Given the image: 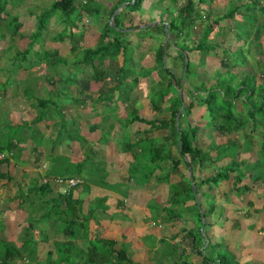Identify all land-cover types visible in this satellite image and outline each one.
<instances>
[{"label":"trees","instance_id":"obj_1","mask_svg":"<svg viewBox=\"0 0 264 264\" xmlns=\"http://www.w3.org/2000/svg\"><path fill=\"white\" fill-rule=\"evenodd\" d=\"M143 1L145 0H109L107 3L110 5L106 7L103 3L104 0H53L47 10L36 16L35 30L32 33L22 34L18 17H11L10 11H13L8 8V0H0V41L4 40L2 34L4 36L6 34L9 35L11 45L15 44L14 40L12 41L15 38H22L28 41L25 49L16 51L17 58L15 62L19 63L31 55L34 44L42 39L49 21L56 17L64 22L67 28L53 38L55 39L54 42L69 40L70 52L73 58L61 56L57 50H41L39 62L44 64L46 72L51 74L50 72H53L54 68L57 71L58 68L61 69L62 67L72 68L74 71L85 68L83 69L84 71L79 70V73L81 71V73L87 74L95 82H104L110 76L109 65H111L112 69L115 70L116 76L109 91L111 94L117 93L116 99L124 103L126 101L127 103L129 102L130 93L138 86L140 78H146L153 71H157V76L160 80L157 83L149 80L151 84L149 92L150 103L155 113H161L163 111L162 104L167 102L168 120L166 122L148 120L140 117L137 111H133L132 114L125 118L127 121L126 125L129 126L135 122L147 125L150 129L146 133V137L161 129L168 130V145L177 151V157L173 160L169 153L165 154L164 160L169 159L170 165L167 178L172 173L180 176L182 163L184 158L187 157V163L184 162V166L191 168L192 172L194 169H210V176L198 178L201 186H206L208 191H212L224 182L231 183L233 189H240L243 175L239 168L243 162V154L256 153V161L254 163H259V167L264 166V60L261 57H257L255 63L253 62L254 59L251 60L253 63L249 62L244 54L243 46L233 49L231 40L234 37L240 39L243 33L247 37L254 34L256 40L261 37V28L264 22V4L262 0H254L252 3L250 2L251 0H246L247 5H241L245 9L244 14L247 17V22H249L248 26L246 25L248 30H242L244 24L234 26V28L236 27L235 31L232 30L233 26L227 25L225 26V36L222 43H211L209 40L221 22L233 20L234 15L237 13L235 8L228 11L224 16L212 21L211 17L205 15L203 9H201L204 0H186L182 4L179 3L180 5L176 12L171 11L172 8L168 7L170 16L164 22L167 24L170 37L174 36V46L176 48L180 46V51L177 50L179 51L182 66H185L184 56H186L188 61L185 66L186 72H189L191 65L189 57L186 55L187 53L195 51L199 56L205 57L211 51L219 50L221 52L219 64L222 72H216V83L210 88H205V82L199 75V79L188 81V91L193 89L192 91L196 93L201 94L203 92V95H193V101L183 107V111L179 116V109L183 104L181 96V83L183 80L176 76L174 66L173 69H169L163 64V57L169 47L170 40L167 39L169 42L164 43L165 45L161 41V45L156 52L157 64L155 69L149 70L141 67L139 71H136L135 67L132 66L133 58H127L126 46H129L130 43L123 37L114 36L119 29H122L123 11L126 14L129 13L128 17L133 19L130 14L139 11ZM180 1L173 0V3L177 4ZM123 5L124 9L114 17V25L112 27L110 25L111 16ZM60 13L64 18L61 17ZM94 15L97 17V27L100 28L99 33L95 31L98 35V41L93 46H83V37L86 33L85 27H88V20L85 19ZM8 17L11 20L5 22ZM200 22L204 23L205 27L199 39L195 41V47H191L187 44L188 39L192 37L196 24ZM8 23L9 29H2L1 24L6 27ZM162 23L160 22L156 29L159 35H163V38H165V25ZM69 27H71V33L66 35L65 31ZM80 28L81 30L74 31ZM57 38L60 39L57 40ZM186 38L188 39L184 43L180 45L176 43ZM260 53L264 54V50L260 51ZM119 56L123 58L121 66L116 65ZM68 64L69 66H67ZM199 64H204L203 58L199 60ZM20 67L21 64H19ZM236 69L238 71H235ZM50 78L53 79V77ZM60 79L65 82L62 78ZM76 79L77 76L73 72L65 80L75 83ZM197 81H201V90H197L192 86ZM76 100L78 101V99ZM50 101L52 102V100ZM50 101L43 102L49 104ZM195 106L205 109L206 120L202 118V120L193 125L189 123V129L181 128L179 124L177 126L176 119L179 121L185 111L187 116L190 117ZM39 118L41 117L38 116L35 121L38 122ZM200 131H206L210 139L209 144H203L204 147L197 143V136ZM216 133L220 136H228V139L224 143L218 144L214 141L213 136ZM233 134L243 136V141L240 142L238 136L236 138L232 137ZM11 149L8 146L7 151L11 152ZM160 149V147H156L155 157L151 156L149 161L143 162L140 159L141 157L136 158L134 156L135 160H139L138 163H145V168H142L141 171H144L143 174L144 176L146 175V180L147 177L152 176L157 168L163 169L160 164L164 162L156 159V154L161 153L159 152ZM4 153L8 152H4L2 147H0V155ZM225 159H228V161H225ZM1 164H10L8 154H4V158L0 159ZM0 176L4 177L5 175L3 176L0 173ZM130 178L132 179V175H130ZM191 178L193 180V176ZM189 181L187 177H182L177 184L171 186L173 194L168 205L157 212L156 215L160 225L180 221L181 217L173 213L169 206L179 204L180 190L185 191V187L188 188V195L183 204L185 205L190 201L193 202L190 206L191 209L198 211L195 212L200 223L202 219L206 221L207 215L213 214L214 205L205 208L206 213L204 211L203 214L200 213V209L195 203V194L190 184L191 182ZM194 185L197 187L196 184ZM49 193H51L50 184L48 182L41 183L38 179L33 181L28 191L21 192L20 199L22 204H29L31 208L29 214L32 213L31 218L35 217V219L29 223L27 232L25 230L22 234V242H20L21 245L19 247L12 242H4L0 245V264H10L11 262L35 264L38 262V245L41 239L33 238L31 235L39 223L47 224L49 222L57 224V238L52 241L53 249L48 250L43 264H135L126 244H120L117 241L95 235L89 228L88 222L99 223L96 216L99 213L98 211L107 210L104 206L105 198H96L93 201V205L85 213L83 201L75 199L73 189L62 195L63 197L60 196V199L63 198L65 200L62 201V204L57 199H48ZM31 228L32 232L28 235ZM196 229L199 231L200 228L196 227ZM84 231L89 233L87 239H84ZM186 235L192 239V254H196L204 245V237L200 234H193L191 230ZM47 239H44V241H47ZM203 251V255L199 252L202 260L201 264H236L230 253H227L228 256L221 255L215 245L210 247L209 252ZM181 254H183V251ZM182 263L192 264L187 259Z\"/></svg>","mask_w":264,"mask_h":264},{"label":"crops","instance_id":"obj_2","mask_svg":"<svg viewBox=\"0 0 264 264\" xmlns=\"http://www.w3.org/2000/svg\"><path fill=\"white\" fill-rule=\"evenodd\" d=\"M160 1L161 0H159V2ZM218 1L220 2V0L211 1L213 8H211L210 5H205V1H203L201 5L204 14L209 15L211 19H214L212 15L214 11H220L215 8V3ZM227 4H229V1ZM172 5L176 6L171 9V11L175 12L179 5L173 3L171 5L169 4L168 7L172 8ZM149 6H153L152 1L151 4H148L147 0L143 1L140 10L130 14L133 19L128 17L129 13L126 14V12L123 11L124 16L121 21L122 29H119L118 33L114 34V36H123V38L130 43V47H132L133 43L136 44V55L135 57L133 56L134 61L132 64L136 71H139L141 67L149 70L155 69L157 64L156 52L159 48L157 45L161 43L162 40L156 26H158L160 22H163L162 24L165 25L164 30L166 34L164 38L166 40L163 44L169 42L167 39L170 40L169 47L163 57L164 65L169 69H173L174 65H172V62L171 66H167L165 63L167 60L172 59L173 53H177L179 57V51L174 46V36L170 37L167 30V24L164 22L167 21L170 14L167 11V15H165L164 18H161L160 15H162V11L158 8L157 11H154L149 8ZM120 8V11L123 10L124 5ZM241 9L243 8H240V10ZM120 11H118V13ZM198 24L199 23H197L196 26ZM111 26L113 27V25ZM204 27L205 24L200 30L201 33ZM97 28L99 27H96L93 31H97ZM2 29L6 30V27H2ZM152 32L159 36L160 40H156L157 37L153 40L154 34H152ZM6 36L9 35L7 34ZM8 39L10 40V38ZM184 42L185 39H181L176 43L180 45ZM8 43L9 41L4 44V46L0 47V111H4L3 114H0V119H6L5 117L9 116L10 121L8 127L12 131L10 138L6 139L4 129L1 127L0 130V138L3 137V139H0V147H2L4 152L8 150V146L12 148L11 152L7 151L8 153H4L5 155L8 154L10 157V164L0 165L1 168L5 166L7 169L11 170L2 171L0 169V173L3 174V176L5 175L4 177L0 176V214L4 211L3 208H8L7 212H5L6 217L4 216L3 219L5 220L4 226L6 225L7 229L5 230L4 235L0 236L1 240L12 242L17 238L21 241L20 232L22 230L19 233H15V228L12 227L11 221L17 211L21 212L18 210L22 209L19 208L22 204L20 194L24 189V186L26 184L28 186L29 181L38 179L41 183L48 182L51 187V193L48 194L47 198L57 199V201L62 204V201H65L62 198V195H64L62 191L64 187L55 184L53 180L79 178L82 183L73 189V195L75 199L83 201L85 213L91 205H93V201L96 198L103 197L106 199L104 206L107 210H99V213L96 215L99 223L95 224L94 221L88 222L91 232L102 238L114 240L120 244H126L130 256H133L132 259L136 263H140L139 259L143 255H148L151 257V261L154 262L155 257L153 254H149V252L155 249L159 251V247L163 246V243L161 242L165 241V238L162 236L163 229L158 225L159 220L152 217L149 208L151 205L150 203L161 198L160 210H162L168 205L167 202L169 203L170 200L168 199L166 205H163V196L170 192V187L177 184L180 181V178L187 177L188 179L190 178L191 181V176L194 175L199 179L204 176L208 177L210 176V169H194L192 172L191 168L184 166V162L187 163L186 157L182 163L180 171L181 177L172 173L169 175L168 182L163 183L158 180L159 172L162 170L159 168L154 171L152 176L150 175L147 177L146 180V175L144 176V174H141L140 172L143 165L138 163L139 167L137 173L135 175L131 174L132 164L135 159V154H130L131 149H133L131 146H121L116 149L110 148L111 151H108V160L106 162L98 160V158L93 157V155L103 149V141L108 145H113L114 142H117V139L120 138L118 136L123 138L124 134L129 132V138L133 140L132 142H136L131 143L132 145H136L142 140H148L151 138L152 142L158 143L161 148L159 151L161 152L160 154L169 153L171 159H176L177 151L168 145L169 132L167 129L158 130L154 132L153 135L146 137V133L150 127L141 123V125L145 127L141 128L138 126L140 123L135 122L129 126H121L119 123L111 124L113 128L112 134L108 133L109 130L107 128L103 131L104 124L108 123L104 121H109L106 120L107 117L104 116V112L108 109H112V111L116 113L118 112L119 117L116 118H123L126 116L127 109H130L132 112L137 111L140 117H142V112L150 111L153 115V119L147 118L148 120L166 122L169 117L166 110L168 108V103L164 102L162 104L163 111H161V113L165 114L166 117H154L160 113H155L153 110L149 98L150 91L146 89V94L143 93L144 95L138 99V94L136 93L137 88H135L130 93L128 103L127 101L124 103L117 100V103L111 105V103L107 102V96L110 94L109 89L113 84V79L116 76L115 74V76L110 75L104 82H95L85 73H81V76L77 77L75 83H72L71 81L63 82L56 76L53 77V80L50 78L52 77L51 74H48L44 68V71H39L41 68L39 67V64L43 67L44 64L35 61V59H31V55L23 62H19L20 64L22 62L21 67L18 70V75L14 76L5 70V68L10 65L11 57L15 56V59L17 58V52L11 50L12 47H10L13 44L11 45ZM1 44H3V42ZM95 44H92V46ZM84 45L85 44L83 43V46ZM60 46L61 44L55 47L54 50H57L58 53L63 56L59 51ZM86 46L88 47L90 45ZM33 49L37 51L38 48L34 46ZM14 52H16V55ZM145 53L149 54V59L144 60ZM193 54L198 55L196 52L187 53L186 55L190 60L194 61ZM64 56L73 58L71 52ZM122 59V56H119L116 65L121 66ZM139 59L145 61L140 67L136 62V60ZM197 62L199 61L197 60ZM35 68H37V70H35ZM63 68L65 67H62L61 70ZM72 71L74 72L72 68H70L68 72L64 71V76L67 77L70 73H73ZM113 71L115 72L114 69ZM153 74H157V71H153L150 76L146 78L151 80ZM13 77L18 83L10 86L8 84V79ZM31 79H35V83L32 86H28V84L31 83ZM56 83H58L59 86L54 89ZM29 91H36V95L41 97V99L29 98L27 96ZM191 92L196 93L194 91ZM43 95H46L48 99L44 98ZM190 95L193 96L194 94L190 93ZM88 96H92L93 100H88ZM116 96L117 93H114V102ZM76 99H78V101ZM50 100H52V102ZM43 101L50 102L49 104H46ZM38 103H41L42 105ZM192 112H194V109ZM38 116L41 118L36 122L35 119ZM188 123L190 122L188 121ZM184 125L185 127L182 128L189 129V124L185 122ZM99 127H101V132L99 131ZM23 128L25 131H23ZM32 128H35L34 132H31ZM134 129L136 130L134 131ZM92 134H95L94 137H91ZM44 138L47 139L45 145L42 143V139ZM50 142H53L52 145H47V143ZM96 143H102L99 149H93L91 147ZM197 143H199L198 136ZM200 144L203 146L204 142H201ZM5 147L7 148L6 150H4ZM136 150L141 152L138 148ZM4 154L2 155L4 156ZM113 155H115L114 157L116 160L112 157L109 158V156ZM158 155L156 154V159H158ZM243 156L246 157L242 158L243 162L240 164L239 168L243 175L240 189H233L231 183L224 182L220 184L219 187L214 188V192L208 191L206 186H201V184L198 188L199 191L197 190V197L200 201V206L201 204L205 205L208 201H215V204L220 206L217 213L220 217L214 216L212 219L209 218L208 223V220H204L205 224L209 225L205 234L207 245L205 244L203 247L206 248V246H209V243H221L222 245H225L226 251L230 253L236 264H264V169L259 167V163H254L256 161V153H247L243 154ZM48 158L55 160L54 169H56L59 162L64 160L82 164L83 169L85 164L92 165L93 163L99 162L97 169H95L94 166L90 167L91 169L88 170L89 174H84L81 172L83 169H80V173L84 174L85 177H82V174L75 175L70 173V176H64L61 178L60 176H56L54 173L55 171L49 168V165L46 162V159ZM26 159L28 162H30V160H32V162L40 161L41 165L37 167L39 164H36L34 169L24 168ZM109 160L113 161L109 162ZM160 165L163 168L166 167L168 170L170 169L169 162L167 164L164 162ZM19 168L23 169L21 173L25 179L18 174ZM66 169L69 173L70 169L68 170L67 167L65 170ZM93 171L94 175H92ZM36 172L40 173V177H35ZM130 175H132V179L130 178ZM16 176H19L20 180H18ZM25 181H27L26 184ZM244 181L246 182L244 183ZM205 189L211 197L204 200ZM60 196H62V199H60ZM191 203V201L188 202L189 205ZM223 203L224 205H222ZM215 204L211 203L209 206L214 205L213 207L215 208ZM24 205V208L27 209L26 211L29 213L31 210L29 204ZM201 210L203 211L202 207ZM185 223L192 227L194 224L189 221V218H187ZM211 223H213V225ZM39 224L45 226V232H47V238L49 240L51 239L49 236L50 233L56 236L57 224L55 222ZM39 224L37 225V229ZM219 224H221L220 230L218 228ZM16 227H18V225H16ZM50 228L51 231H49ZM183 236H186V234L183 233L182 235H179L181 238ZM151 239L154 241L150 242L149 240ZM189 239L191 245L190 241L185 243L187 244L185 245L186 247L184 250V253L187 256L186 259L190 262L191 258L195 262L193 264H201L202 260L200 258V253L197 251L196 254H192V239L190 236ZM175 241L180 242L178 241V238H171L170 243H175ZM17 246L19 247V245ZM204 248L202 249L205 250Z\"/></svg>","mask_w":264,"mask_h":264},{"label":"rangeland","instance_id":"obj_3","mask_svg":"<svg viewBox=\"0 0 264 264\" xmlns=\"http://www.w3.org/2000/svg\"><path fill=\"white\" fill-rule=\"evenodd\" d=\"M109 0H104V5L106 7H108L110 4L107 3ZM148 1V4H151V1L153 3V6H149V8H151L152 10L154 11H157V8L160 9V11H162V15H160L161 18H164L165 15H167V11H168V5L170 4H173V0H168V1H164V0H161L159 2V0H147ZM186 0H181L180 2H177V4L179 5V3H184ZM198 1V0H197ZM206 2L205 5H210L211 8L212 7V3L211 1H215V0H204ZM217 1V0H216ZM229 1V4H227V2ZM254 0H251L250 2L252 3ZM53 2V0H13V2H11V0H8V8L10 10H12L13 12L10 11L11 13V17L12 16H17L18 19H19V22L20 24L22 25L21 27V30L20 32L22 31V34H28V33H31L35 30V23H36V16L39 15L41 12H43L44 10H47L50 6V4ZM263 4H264V0H262ZM247 5L246 3V0H220V2H216L215 5L217 9H219L220 11L217 10V12H213V18L216 19L218 17H222L224 16L225 13L228 12V10L230 11L231 9H236V12L240 15H238L237 13L234 15V18L233 20H224L223 22L220 23L219 27L217 28V30H215V32L213 33V36L210 38V42L211 43H222L223 42V37L225 36L224 33H225V26H233L232 27V30L235 31V28L234 26L236 25H239V24H244V28H242V30L244 29L245 31L248 30V28H246V25L248 26V23L247 22V17H245V9L243 7H241V5ZM172 9L176 6L172 5L171 6ZM237 7V8H236ZM240 8H243L240 10ZM150 9V11H151ZM31 10V11H30ZM177 10V8H176ZM222 11V12H221ZM30 12V13H29ZM33 12V13H31ZM176 12V11H175ZM32 16H31V15ZM244 14V16H243ZM61 17L64 18L62 16V14L60 13ZM214 19H211L212 21ZM8 20H11L10 17H8L5 22H7ZM85 20H88V27L86 26L85 27V30H86V33L84 34V37H83V40H84V46L86 45H92V44H95L97 42V38L98 36L96 35V33L92 30V29H95L97 27V17L94 15V16H89L88 19H85ZM208 23V22H207ZM110 24H111V19H110ZM2 27L4 24H1ZM9 23L6 25V29H9L8 26ZM250 25V24H249ZM204 26V23H199L195 30H194V33L192 35V38L188 39L186 38L185 40L187 41L188 39V45H190L191 47H195V44L197 41V39H199L200 37V30L201 28ZM11 28V27H10ZM67 26L64 24V22H62L61 20L57 19L56 17H54L51 21H49V24L47 26V29L46 31H44L43 33V36H42V39L40 41H38V43L34 44V46H36L37 51L35 49H32V53H31V59H35L40 61V52L44 49H47V50H54L55 47H57L58 45L61 44L60 48H59V51L61 52V54L64 56V55H67V54H70V51H69V40H64L62 43H60V41H57V42H54L55 38L59 33H61V31L63 29L66 30ZM70 29L71 27H69L67 29V31H65V34L68 35L70 34ZM81 30L78 29V30H74L75 32ZM100 31V28H97V33H99ZM255 31V30H254ZM261 37L256 40L255 39V36L254 34H251L250 37H247L245 33H243V38L241 37L240 39L239 38H236L234 37L233 40H231V45L233 47V49H237L238 47L240 46H243V51H244V54L246 56V58L249 60V62H251L252 59H254V63L256 62L255 59H257V57H261L263 60H264V54H261L260 51L264 50V25L263 27L261 28ZM152 34H154V37H153V40L159 39V36H157L154 32H152ZM7 35V34H6ZM3 36V39L4 40H1L0 43L3 42V44H0L1 46H4V44H6L8 41L10 43V40L8 39L9 36H4V34H2ZM123 37V36H122ZM247 37V39H245ZM162 38V43L165 41V39L163 38V35L161 36ZM60 38H57V40H59ZM14 40L15 44L10 46L12 47L11 50H14V51H19V50H23L26 48L27 46V43L28 41L27 40H24L22 38H15V39H12V41ZM160 40V39H159ZM8 43V44H9ZM0 46V47H1ZM160 46V43L157 45V47ZM177 49L180 51V46L177 47ZM126 51H127V58L129 59H132L133 56L135 57L136 55V44L133 43L132 47H130V45L126 46ZM195 52V51H193ZM15 55H16V52H14ZM179 54V53H178ZM193 60H190L191 61V65H190V70L189 72H186L185 71V66L187 64V59H186V56H184L185 58V66H182L181 64V59L178 57L177 53H173L172 54V59L171 60H167L165 63L167 66H171V62L173 63L172 65H174V72H176V76L178 78H180L182 81L181 83V92H182V98H183V101H184V105L185 107L191 102L193 101V96L190 95L191 94H194L196 96L198 95H203L201 92L200 93H193L191 92L193 89H190L191 91L188 92V86H189V83L188 81L190 82L191 79H199L198 78V75L201 76V79L205 82V85L204 87L205 88H210V86H213L215 83H216V72L220 71L222 72V70L220 69V64H219V58L221 57V52L219 50H215L214 52L211 51L209 52V54H207L205 57H201V55H195L193 54ZM263 56V57H262ZM66 57V56H64ZM190 57H191V54H190ZM201 58H203L204 60V64H199V62H197V60L199 61ZM146 59H149V54L148 53H145V58L144 60ZM180 59V60H179ZM24 61V59L22 60V62ZM21 62V64H22ZM73 62V61H71ZM138 66H142L145 61H143L142 59H139V60H136ZM251 62V63H253ZM68 63V61H67ZM19 64L18 62H15V56H12L11 57V61H10V65L7 66L5 68V70L9 73H11L12 75H18V69H19ZM151 64V63H150ZM148 64V65H150ZM163 64H164V60H163ZM146 65V66H148ZM69 66V64L67 65ZM39 67L40 70L39 71H44V67L42 65L39 64ZM44 68V69H43ZM83 69L85 68H81V69H77L75 72V75L78 77V76H81V71H84ZM35 70H37V68H35ZM46 70V69H45ZM70 70V68H63L62 70L60 68H58V70L56 71V69L54 68L53 69V72L51 71V76L54 77H59V78H62L64 81H66V76H64V71L68 72ZM79 70L80 73H79ZM109 70H110V75H113L115 76V72L113 71L112 69V66L109 65ZM240 70V69H239ZM63 71V73H62ZM235 71H238V69H236ZM38 75V74H37ZM142 75V74H140ZM139 76V75H138ZM143 76H144V73H143ZM151 80H153L155 83H157L160 78L157 76V74H153L151 76ZM18 81L15 80V78H10L8 79V84L10 86L14 85V84H17ZM35 83V79H31V83L28 84V86H32L33 84ZM195 84H192L193 87H195L197 90H201L202 87L200 86L201 84V81H197V82H194ZM59 86L58 83L55 84V88H57ZM150 82H149V79L148 78H140L139 79V83H138V86L136 87V93L138 94V99H140L141 96H143L144 94H146V89L150 91ZM109 92V91H107ZM36 91H29L27 93V96L29 98H38V99H41V97L37 96L36 95ZM144 93V94H143ZM43 94H46V93H43ZM153 94V93H151ZM114 94H109L107 96V102L108 103H111V105L117 103V99H115V102H114V97H113ZM44 98L48 99V97L46 95H43ZM88 100L92 99V96H88L87 97ZM93 100V99H92ZM120 102V101H119ZM139 103V102H138ZM141 105V104H140ZM108 106V105H107ZM182 106V105H181ZM141 107V106H140ZM139 108V107H137ZM181 109V108H180ZM194 109V112H192L193 114L188 118L187 116V113L186 111L183 112V116L182 118L178 121L176 119V125L178 126V124L180 125V127H185L184 123L186 122L187 124L188 121L190 123H192V125L200 120L205 119L206 117V112H205V109L204 108H199L197 106L193 107ZM192 109V111H193ZM4 111H0V114H3ZM129 114H132V111L130 109H127V115L124 116L123 118H116V117H119L118 115V112H113L112 109H108L104 112V116L107 117L106 120H109V121H104V122H108L107 124H104V129L103 131L106 130V128L109 130L108 133L109 134H112L113 133V128H112V125L111 124H116V123H119L121 126H125L126 125V120L125 118L129 115ZM142 117L143 118H149V119H153V115L151 114L150 111H144L141 113ZM160 117V118H165L166 115L165 114H158L154 117ZM164 116V117H163ZM6 119H0V130H1V127L4 129L5 131V138L6 139H9L10 138V135L12 134V131L11 129L8 127V123L10 121V118L9 116L5 117ZM184 118V119H183ZM187 118H188V121H187ZM186 119V120H185ZM206 120V119H205ZM37 124V123H36ZM139 127L141 128H145L143 125L139 124L138 125ZM101 127H99V131L101 132L102 130H100ZM136 129H134L135 131ZM23 131H25V129L23 128ZM35 131V128H32L31 129V132H34ZM95 134H92L91 137H94ZM157 135V134H156ZM214 136V141L218 144H221V143H224L227 139H228V136H220L218 135L217 133L213 135ZM238 136V140L240 142L243 141V136L241 135H234L232 137H235ZM120 138L117 139V142L115 141L114 144H110L108 145L105 141H103L104 143V147L102 150H99V152H96L93 157L95 158H98V160H103V161H107L108 160V153L111 151L110 148L112 149H116L117 147H126V146H131L133 149H131V153L130 154H135V157H141L140 159L144 161H149L150 160V157L153 156L155 157V149L156 147H159L158 143L156 142H152V139L149 138L147 141L146 140H142L140 141L139 143H137L136 145H132L131 143H136V142H132L133 140L131 138H129V132L125 133L123 138L121 136H118ZM79 138V137H77ZM0 139H3L0 138ZM46 138L42 139V143L45 145V142H46ZM198 142L199 143H203L204 142V145L209 144L210 143V139H209V136L207 134L206 131H200L199 134H198ZM53 142H50V143H47V145H52ZM102 145V143H96L94 144L93 146H91L93 149H99L100 146ZM135 146V147H134ZM255 146L257 147V145L255 144ZM140 149L141 152L137 151L136 149ZM7 148L5 147L4 150H6ZM108 149V150H107ZM109 151V152H108ZM7 152V151H6ZM158 155V154H157ZM90 156V155H88ZM115 155L113 156H109V158H113L114 160H116V158L114 157ZM243 157H246V156H242ZM19 158V157H18ZM165 158V154H160L158 155V161H163L165 162V164H167L169 162V159H166L164 160ZM234 158V157H232ZM0 159H1V155H0ZM39 161V160H37ZM54 159L52 158H48L46 159V162L48 163L49 165V168L51 170H54L56 176H61V177H64V176H70V173L71 174H78V175H81L82 173H80V169H83V165L82 164H77V162H70L69 160H64V161H61L59 162V164L57 165L56 169H54ZM113 160H109V162H111ZM225 161H228V159H225ZM99 162V161H98ZM98 162L97 163H93L92 165L90 164H85L84 166V169L81 170V172H83L84 174H89L88 170L91 169L90 167L91 166H94L95 169H97L98 167ZM138 162L139 160L138 159H134V162L132 164V168L133 170H131V174L135 175L136 171L138 170ZM139 163L140 165L142 164L143 167L145 168V163ZM21 163V162H20ZM158 163V162H157ZM36 164H39L37 165L40 166L41 165V162H32V160H30V162H28V160L26 159V162H25V166L24 168H33L35 167ZM221 164H223V162H221ZM68 168L69 170V173L67 172V169L65 170V168ZM141 167V168H143ZM260 168H263L264 169V166L263 167H260ZM0 169L2 171H11L10 169H7L5 166L3 168L0 167ZM13 170V168H12ZM23 169L22 168H19L18 169V174L20 176L23 177L21 171ZM141 174L144 172H142L140 170ZM169 172L168 168H163L160 172H159V181H162L163 183H167L168 182V178H167V173ZM13 173V172H12ZM36 176L35 177H40V173L39 172H36L35 173ZM57 174H60V175H57ZM82 174L81 176L82 177H85V175ZM252 174V173H251ZM92 175H94V171L92 172ZM249 176V175H248ZM251 176V175H250ZM16 178L18 180L19 179V176ZM24 178V177H23ZM31 178V177H30ZM29 178V179H30ZM100 178V177H98ZM25 179V178H24ZM34 180H37V179H33L31 181H29L28 183V186H27V181H25V186H24V189L22 191L26 192L28 191V188L29 186L33 183ZM190 180V178H189ZM32 182V183H31ZM41 182V181H40ZM191 182L190 184L192 185V189H193V192H194V187H193V183L197 185V189H196V194L194 195L195 196V203L196 205H198L199 209H200V213L203 214V211L206 213L205 211V208H207L211 203H216L215 201L211 202V201H208L206 202V204L200 206V201L198 199V193H197V190L200 186V181H198V178L194 175L193 176V180L189 181ZM246 181H244L245 183ZM170 192L167 193L166 195L163 196V200H162V204L163 205H166V202L168 201V199H170L171 195L173 194V188L170 187ZM177 190V188H176ZM21 191V192H22ZM199 191V190H198ZM16 192V190H15ZM212 192H214V189L212 190ZM187 195H188V188L185 187V191L183 190H180V195L178 197V199L180 200L179 204H175V205H172V206H169L171 210H173V213H176L178 216L181 217L180 221L179 222H171V223H164L163 225H160V223H158L159 226H161V228L163 229V232H162V236L165 238V241H163V246L162 247H159V251H157L156 249L155 250H152L151 252H149V254H153L155 259H154V262L151 261V257H149L148 255H143L140 259H139V262L140 263H136L135 264H183L182 262L185 261V259L187 258L186 254L184 253V250H185V243H187L188 241H190L189 239V236H183L182 238L179 237V235H182L183 233L186 234L188 231H193V234H200L204 237L205 239V234H206V231H207V228H208V225L209 224H205L204 222V219H202V222L200 223L199 220H198V217L196 216V212H198L196 209H191V206L192 203L189 205L188 203H186L185 205L183 204V201L187 198ZM211 197V195H209L208 191L205 189L204 191V200L205 199H209ZM161 198H159V200H156V201H152L149 206L150 210H151V213H152V217L154 219H157L156 218V215H157V212L160 211V205H161ZM188 201V200H187ZM236 201V200H235ZM168 204V202H167ZM224 205V203L222 204ZM227 205V204H226ZM25 205L24 204H21V206L19 208H22V209H18L19 211L21 212H18L17 210V213L12 217V227L15 228V233H19L21 230V234H20V239L22 237V234L25 232H27V227L29 226V223L35 219V217L31 218V214L28 213V211H26L27 209L24 208ZM201 207L203 208V211L201 210ZM24 208V209H23ZM4 211L0 214V236L4 235V232L5 230L7 229V226L5 225L4 226V216L6 217L5 215V212H7L8 208H3ZM218 209H220V206H218L217 204H215V208H214V213L213 214H210L209 216L207 215V223L209 222V218H213L214 216H217V217H220L218 213ZM196 211V212H195ZM172 212V211H171ZM29 214V215H28ZM31 218V219H30ZM187 218H189V221L190 222H193L195 223L196 227H199V231L196 229L195 225L193 224V227L191 225H188L187 223H185V221L187 220ZM222 218V216H221ZM10 223V222H9ZM213 225V223H211ZM16 225H18V227H16ZM191 226V227H190ZM220 226L221 224H219L218 228L220 230ZM4 227V228H3ZM26 228V229H25ZM160 228V229H161ZM51 231V228L50 230ZM90 231V230H89ZM32 232V228H31V231L28 233V235H30ZM17 235V234H15ZM83 235H84V239H87L89 237V233H86L85 231L83 232ZM50 236V240L47 239V241H43L45 238L48 237V234L47 232H45V226L42 225V224H39V227L37 229V227L35 228L34 232H32V235L31 237L33 238H39L41 239L40 240V243L38 245L39 249H38V257H39V260L38 262H36L35 264H39V262H41V264H43V261H45L46 259V254L48 252V250H51L53 249V245H52V241L55 240L57 238V235L55 236L54 234L50 233L49 234ZM171 238H178V241L180 242H176L175 243H170V240ZM186 238V239H185ZM189 239V240H187ZM150 242H153L154 240L151 239L149 240ZM5 241L1 240V237H0V245L3 244ZM20 241L19 239L15 238V241H12V243L14 245H21L20 244ZM182 247H181V245ZM206 244V241L204 240V246ZM190 245H191V241H190ZM209 247L207 248H204L206 251L205 252H209V249L210 247L212 246H216V249L218 250V252L221 254V255H225V256H228L227 253L229 254L228 251H226V247L225 245L221 244V243H216V244H210L209 243ZM18 247V246H17ZM200 248L198 250V252H201L202 255H203V249ZM183 251V254H181V252ZM130 254V253H129ZM53 258H55V256H53ZM133 258V256H132ZM139 258V257H138ZM193 260L190 258V262L193 264L195 263L194 261L192 262ZM10 264H19L18 262H11ZM22 264H25V263H22Z\"/></svg>","mask_w":264,"mask_h":264},{"label":"built area","instance_id":"obj_4","mask_svg":"<svg viewBox=\"0 0 264 264\" xmlns=\"http://www.w3.org/2000/svg\"><path fill=\"white\" fill-rule=\"evenodd\" d=\"M3 157L4 156L1 155V158ZM53 182L64 187V189L62 190L64 194L68 193L71 189L77 187L82 183L81 179L79 178L54 179Z\"/></svg>","mask_w":264,"mask_h":264},{"label":"water","instance_id":"obj_5","mask_svg":"<svg viewBox=\"0 0 264 264\" xmlns=\"http://www.w3.org/2000/svg\"><path fill=\"white\" fill-rule=\"evenodd\" d=\"M120 9H121V8H120ZM120 9L114 12V14H113V16H112V18H111V25H114V24H113V18H114V16L118 13V11H120ZM183 107H184V104H182L181 109L179 110V114H178V116L181 114V112H182V110H183ZM191 177H192V176H191ZM191 180H192V178H191ZM193 187H194V193L196 194V187H195L194 183H193ZM206 245H207V244H206Z\"/></svg>","mask_w":264,"mask_h":264},{"label":"clouds","instance_id":"obj_6","mask_svg":"<svg viewBox=\"0 0 264 264\" xmlns=\"http://www.w3.org/2000/svg\"><path fill=\"white\" fill-rule=\"evenodd\" d=\"M74 189V188H73Z\"/></svg>","mask_w":264,"mask_h":264}]
</instances>
